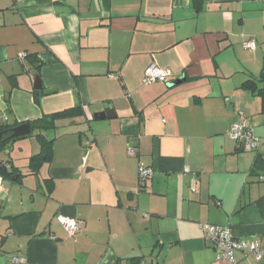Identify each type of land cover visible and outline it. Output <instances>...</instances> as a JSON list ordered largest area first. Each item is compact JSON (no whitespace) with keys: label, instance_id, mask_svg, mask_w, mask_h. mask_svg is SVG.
I'll return each mask as SVG.
<instances>
[{"label":"crops","instance_id":"1","mask_svg":"<svg viewBox=\"0 0 264 264\" xmlns=\"http://www.w3.org/2000/svg\"><path fill=\"white\" fill-rule=\"evenodd\" d=\"M151 65L173 79L145 85ZM263 73L264 0H0V127L81 110L37 176L0 178V264H230L203 224L264 250V113L242 88ZM241 114L258 150L229 137ZM24 143L0 162L26 174Z\"/></svg>","mask_w":264,"mask_h":264},{"label":"built area","instance_id":"2","mask_svg":"<svg viewBox=\"0 0 264 264\" xmlns=\"http://www.w3.org/2000/svg\"><path fill=\"white\" fill-rule=\"evenodd\" d=\"M243 46L247 50H255L257 47L254 40H245ZM21 56H24V54H21ZM172 79L173 75L170 71L154 65L147 67L144 73L145 85H151L158 82L166 83L170 82ZM229 137L237 143L246 145L250 150H258L261 145L259 137L256 136L248 119L243 114H241L240 120L230 129ZM128 151L130 155L136 153L135 148H129ZM153 175L154 170L152 168L141 165L139 169L140 185L144 186ZM261 180H264V176L261 177ZM194 186L195 185L193 184V187ZM193 190L195 191V188ZM57 220L71 237H74L83 226L81 220H75L61 215L57 217ZM200 229L206 239L218 250V260L227 261L230 264H237V253L241 252L246 256H252L258 262L264 261V250L260 243H252L236 239L230 229L225 226L203 224L200 225ZM23 261V259H13V262L16 263H21Z\"/></svg>","mask_w":264,"mask_h":264},{"label":"trees","instance_id":"3","mask_svg":"<svg viewBox=\"0 0 264 264\" xmlns=\"http://www.w3.org/2000/svg\"><path fill=\"white\" fill-rule=\"evenodd\" d=\"M243 89L252 91V93L262 100V112L264 113V73L260 78H254L249 75L248 79L242 85ZM5 101L8 105V113L10 112V99L7 95ZM81 115L79 108H72L62 112H57L51 115H44L39 119L26 122L30 124L32 128V134L24 138L13 139L7 144L0 147V152L7 148L10 144L16 141L23 140L30 137H35L40 144V152L33 155L30 158L28 170L26 174H23L20 169L12 166V162L2 161L0 162V178L3 181H11L16 178L17 181L24 178L25 176H37L40 173L43 165L51 162L53 158V144L54 138H48L47 133H54L59 129L58 123L68 119L78 118ZM20 123L14 122L13 124L6 123L0 127V132H7L6 135H11V130L20 126ZM261 165V161H256L255 169ZM138 264H145L143 261H138Z\"/></svg>","mask_w":264,"mask_h":264},{"label":"water","instance_id":"4","mask_svg":"<svg viewBox=\"0 0 264 264\" xmlns=\"http://www.w3.org/2000/svg\"><path fill=\"white\" fill-rule=\"evenodd\" d=\"M182 81H183L182 79L174 81V82H172V85L180 84V83H182ZM107 117H110V111L95 114V119H97V120L106 119ZM6 133L7 132H0V147L7 144L8 142H10L13 139L24 138V137L30 136L32 134V128H31L30 124H23L21 126H18L14 129H12L11 135L8 138L3 139V136Z\"/></svg>","mask_w":264,"mask_h":264},{"label":"rangeland","instance_id":"5","mask_svg":"<svg viewBox=\"0 0 264 264\" xmlns=\"http://www.w3.org/2000/svg\"><path fill=\"white\" fill-rule=\"evenodd\" d=\"M21 142H27V143H24V146L29 148L27 151H24V152L21 153L23 155L22 157H29L30 155H32V153H34L36 148L39 146V142L36 140V138L34 136L30 137L29 139H23V140L16 141L15 144L21 143ZM34 146H36V147L34 148ZM8 148H11V150H12V144H10L8 146ZM27 160H28V162L30 161V159H28V158H27ZM23 162H24V160H23ZM28 165H29V163H28ZM27 169L28 168L26 167V168L23 169V171L26 172ZM17 198L18 199L21 198L19 194L17 195Z\"/></svg>","mask_w":264,"mask_h":264},{"label":"flooded vegetation","instance_id":"6","mask_svg":"<svg viewBox=\"0 0 264 264\" xmlns=\"http://www.w3.org/2000/svg\"><path fill=\"white\" fill-rule=\"evenodd\" d=\"M8 137H9V136L5 134V135L3 136V139H6V138H8Z\"/></svg>","mask_w":264,"mask_h":264}]
</instances>
